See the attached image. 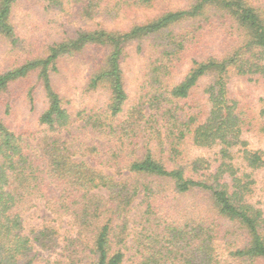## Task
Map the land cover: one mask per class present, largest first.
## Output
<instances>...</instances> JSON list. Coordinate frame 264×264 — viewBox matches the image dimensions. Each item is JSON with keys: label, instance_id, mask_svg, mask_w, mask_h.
<instances>
[{"label": "trees", "instance_id": "1", "mask_svg": "<svg viewBox=\"0 0 264 264\" xmlns=\"http://www.w3.org/2000/svg\"><path fill=\"white\" fill-rule=\"evenodd\" d=\"M18 1L0 0V42L25 51L29 42L13 22ZM80 1L93 19L127 16L155 0ZM213 26L224 31V46L198 57ZM130 48L144 55L136 100L122 66ZM40 49L0 71V95L35 73L47 100L37 149L0 117V264H264V202L254 190L264 153L246 148V121L228 90L231 75H264V0H188L125 28L77 26ZM69 56L88 66L84 89L108 95L80 107L77 126L52 80ZM204 77L205 99L192 111L191 92ZM189 146L216 152L190 159ZM34 201L69 218L62 245L51 226L25 234L21 213ZM36 246L60 247L59 257L46 261Z\"/></svg>", "mask_w": 264, "mask_h": 264}, {"label": "rangeland", "instance_id": "2", "mask_svg": "<svg viewBox=\"0 0 264 264\" xmlns=\"http://www.w3.org/2000/svg\"><path fill=\"white\" fill-rule=\"evenodd\" d=\"M57 5H49L44 0H19L14 11L13 22L17 35L25 39L27 49L24 51L18 47L9 48L5 42H0V71L8 66L19 62L29 53L41 52L40 47L58 38L65 31L77 26H96L104 24L107 27L125 28L132 23L143 22L151 16L168 9L185 6L188 0H155L150 8H140L130 10L127 16L118 15H95L93 19L87 17L82 12V2L80 0H55ZM84 5L86 1H83ZM205 38L203 46L197 56L203 57L212 52L216 53L224 45L221 39L224 31L215 26L205 28ZM228 33V32H227ZM230 36V35H229ZM36 48V50L32 47ZM146 45V44H145ZM129 49V54L123 61V70L126 79V87L132 99H138L143 93L144 65L143 56ZM31 55V54H30ZM196 56V55H195ZM190 57V56H189ZM189 63L181 65L174 79L179 81L187 72ZM88 66L79 57H65L58 62V71L52 75L55 88L70 102L72 113V123L74 126L82 124L76 117V111L86 105H102L107 99V92L98 91L89 93L84 89ZM210 77L199 80L190 95L192 111L198 109L204 99L203 90L210 82ZM228 90L235 98L242 109V117L246 123L242 131V139L246 142V148L259 150L264 153V116L260 114L264 103V75L248 74L244 76L231 75L228 80ZM47 100L42 87L36 79V74H32L25 79L16 81L0 95V117L22 137L28 141L33 148L37 149L39 126L37 118L45 109ZM65 135V133H63ZM216 148H197L189 146L185 156L193 159L201 157L204 160L214 157ZM240 153H235V161H240ZM86 160L96 168L107 173L114 174L113 169L103 165L98 158ZM256 183L254 184L255 196H261L264 202V167L254 172ZM23 230L25 234L32 237L44 226H51L60 235V245L63 244V237L70 231L69 218L56 219L46 208L43 201H34L29 210L21 213ZM35 250L39 256L46 260H54L59 257L60 247L51 251L39 249ZM127 255L129 252L127 251ZM34 264H46L42 260H37Z\"/></svg>", "mask_w": 264, "mask_h": 264}]
</instances>
